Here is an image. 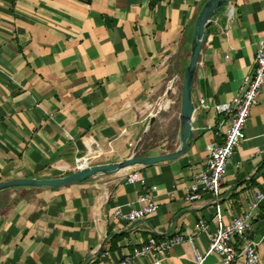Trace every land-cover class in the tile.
<instances>
[{
    "label": "crops",
    "instance_id": "obj_1",
    "mask_svg": "<svg viewBox=\"0 0 264 264\" xmlns=\"http://www.w3.org/2000/svg\"><path fill=\"white\" fill-rule=\"evenodd\" d=\"M205 0H0V182L52 178L87 164L172 151L178 144L179 88L197 13ZM193 73L191 140L174 159L59 187L0 191V264H113L149 236L184 240L156 264H193L216 224L214 203L183 197L219 142L222 115L250 71L264 36V0H229L211 17ZM170 93L148 123L167 86ZM201 100V103H200ZM149 124V127L147 128ZM136 171L145 182L125 183ZM155 186L154 191L149 187ZM264 191V82L244 138L219 185L221 219ZM152 195L156 210L128 221L113 216ZM239 208L236 212L233 204ZM198 220L205 229L195 228ZM245 240L264 264V199ZM186 233H189L190 241ZM243 241L234 239L240 249ZM137 258L130 264H145ZM204 264H221L211 253ZM232 264H243L238 255Z\"/></svg>",
    "mask_w": 264,
    "mask_h": 264
},
{
    "label": "built area",
    "instance_id": "obj_2",
    "mask_svg": "<svg viewBox=\"0 0 264 264\" xmlns=\"http://www.w3.org/2000/svg\"><path fill=\"white\" fill-rule=\"evenodd\" d=\"M263 82L264 36L258 42L253 55L252 67L243 76L237 93L229 102L214 106L215 110L222 115V119L217 125L218 129L223 128L221 140L206 146L207 155L204 167L193 176L183 197L186 206L197 205L203 200L214 202L213 218L216 226L208 233L205 252L201 254L194 251L193 264H204L205 257L211 253L220 257L221 264H232L238 255H242L243 264H258L259 255L256 250V243L250 239L245 240V233L250 229L252 217L259 203L264 199V191L253 193L243 211L239 215L233 216L227 223H223L221 219V206L218 199L220 179L224 173L226 161L244 138L245 121L249 110L257 103ZM170 87L167 86L168 89ZM124 181L128 184H138L140 187L145 186L144 179L138 176L136 171L128 172ZM149 189L152 192L155 190V186L151 185ZM137 201L141 205L130 209L125 214H121L118 208H114L113 216H122L128 221H133L150 215L156 210L157 206L150 193H142L137 197ZM195 228L204 230V221L198 220ZM186 236L187 240L190 241L189 233H186ZM237 237L244 240L240 249L234 247V239ZM183 240L184 236L180 234L172 235L166 239H156L149 236L144 243L132 247L113 264H130L132 260L137 258H146L145 264H156L163 253Z\"/></svg>",
    "mask_w": 264,
    "mask_h": 264
},
{
    "label": "water",
    "instance_id": "obj_3",
    "mask_svg": "<svg viewBox=\"0 0 264 264\" xmlns=\"http://www.w3.org/2000/svg\"><path fill=\"white\" fill-rule=\"evenodd\" d=\"M229 0H205L200 7L194 21L191 44L186 66L183 69L179 88V112H178V144L172 151L155 154V155H136V148L133 149L132 155L122 160L110 163L87 164L82 160L79 165L69 173L59 177L52 178H17L0 182V191L13 187H59L73 183L85 181L95 175H107L124 171L135 166H146L153 163L171 160L181 155L189 146L191 140L190 120L193 111L190 91L193 80V73L197 61V56L201 44L206 37V29L210 24L211 17L222 6L226 5ZM170 89H166L161 99L158 101L154 115H150L148 123L155 120L166 99ZM149 124L147 128L149 127ZM214 203V202H213Z\"/></svg>",
    "mask_w": 264,
    "mask_h": 264
},
{
    "label": "trees",
    "instance_id": "obj_4",
    "mask_svg": "<svg viewBox=\"0 0 264 264\" xmlns=\"http://www.w3.org/2000/svg\"><path fill=\"white\" fill-rule=\"evenodd\" d=\"M233 206H234V210L237 212L239 207H238L235 203L233 204ZM237 213L240 214L239 211H238ZM153 237H154V236H153Z\"/></svg>",
    "mask_w": 264,
    "mask_h": 264
},
{
    "label": "rangeland",
    "instance_id": "obj_5",
    "mask_svg": "<svg viewBox=\"0 0 264 264\" xmlns=\"http://www.w3.org/2000/svg\"><path fill=\"white\" fill-rule=\"evenodd\" d=\"M177 88H180L178 83H177ZM158 117L160 118V115ZM158 117L155 116V119L157 118V120H158Z\"/></svg>",
    "mask_w": 264,
    "mask_h": 264
}]
</instances>
